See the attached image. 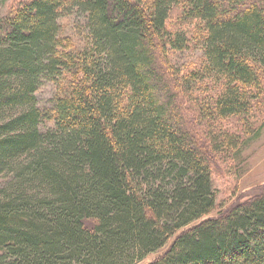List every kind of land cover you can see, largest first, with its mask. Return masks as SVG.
Here are the masks:
<instances>
[{
    "label": "trees",
    "instance_id": "trees-1",
    "mask_svg": "<svg viewBox=\"0 0 264 264\" xmlns=\"http://www.w3.org/2000/svg\"><path fill=\"white\" fill-rule=\"evenodd\" d=\"M263 128L264 0L21 2L0 14V264H264V188L213 214L215 164Z\"/></svg>",
    "mask_w": 264,
    "mask_h": 264
},
{
    "label": "rangeland",
    "instance_id": "rangeland-1",
    "mask_svg": "<svg viewBox=\"0 0 264 264\" xmlns=\"http://www.w3.org/2000/svg\"><path fill=\"white\" fill-rule=\"evenodd\" d=\"M24 1L26 0H10L7 5L1 8L0 14L8 15ZM82 20V16L74 14L63 15L61 18L64 34L69 35L76 43L81 44L84 33L81 32L79 22ZM202 60V51L194 48L172 53L169 57L170 65L180 72L200 65ZM54 89L53 84L45 80L37 91L38 106L43 110L50 108ZM202 97L201 94L199 98ZM47 124L49 123L47 122ZM224 125L233 130V127L238 125V119H229L224 122ZM42 127L45 128L44 125ZM239 156L235 160H218L213 168V182L218 205L213 214L221 208L231 206L253 196L264 188V128L261 135L251 139ZM230 157L233 158V155ZM165 249L166 247L161 249L159 253Z\"/></svg>",
    "mask_w": 264,
    "mask_h": 264
}]
</instances>
